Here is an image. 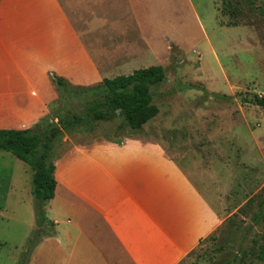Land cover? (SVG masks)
<instances>
[{
    "label": "crops",
    "instance_id": "crops-1",
    "mask_svg": "<svg viewBox=\"0 0 264 264\" xmlns=\"http://www.w3.org/2000/svg\"><path fill=\"white\" fill-rule=\"evenodd\" d=\"M169 1L158 16L165 28L153 33L142 0H0V129H32L54 115L61 102L53 78L82 91L162 67L176 43ZM78 138L55 145L54 235L27 264H182L221 225L207 171L182 165L159 143Z\"/></svg>",
    "mask_w": 264,
    "mask_h": 264
},
{
    "label": "rangeland",
    "instance_id": "rangeland-1",
    "mask_svg": "<svg viewBox=\"0 0 264 264\" xmlns=\"http://www.w3.org/2000/svg\"><path fill=\"white\" fill-rule=\"evenodd\" d=\"M190 2L198 20L186 0L169 1L176 43L158 62L166 69L164 83L152 89L160 112L132 137L159 143L182 165L209 173L205 183L222 223L182 264H264V108L243 101L264 97V0ZM165 8L163 0H142L144 18L152 19L149 32L164 30L158 16ZM72 135L89 146L129 138L117 140L115 124L103 123ZM33 209L32 169L0 151V264H18L32 234Z\"/></svg>",
    "mask_w": 264,
    "mask_h": 264
},
{
    "label": "trees",
    "instance_id": "trees-1",
    "mask_svg": "<svg viewBox=\"0 0 264 264\" xmlns=\"http://www.w3.org/2000/svg\"><path fill=\"white\" fill-rule=\"evenodd\" d=\"M165 79V68L150 66L130 75L104 79L101 84L84 91L74 92L64 80L55 81L61 108L54 116L42 119L32 129H0V151L11 153L32 169L35 227L18 264H27L42 238L54 235V223L47 217V205L56 191L52 158L56 143L64 135L90 132L102 123L115 124L117 140L143 134L144 126L160 112L154 104L152 89ZM73 101L81 103L76 105ZM243 101L264 108V97L253 95L250 99L243 98ZM40 147L43 151L38 155ZM259 259L264 261V245Z\"/></svg>",
    "mask_w": 264,
    "mask_h": 264
}]
</instances>
